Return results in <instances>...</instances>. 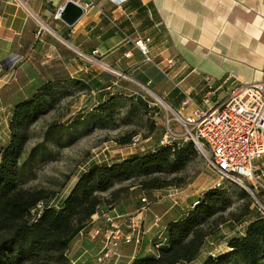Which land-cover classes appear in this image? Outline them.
<instances>
[{
    "label": "rangeland",
    "instance_id": "374dc122",
    "mask_svg": "<svg viewBox=\"0 0 264 264\" xmlns=\"http://www.w3.org/2000/svg\"><path fill=\"white\" fill-rule=\"evenodd\" d=\"M50 6V19L53 20L57 16V10ZM43 24L48 27L43 17H36L32 35L34 48L39 47L38 53L23 64L17 65L14 70H6L1 74L5 76L9 72L7 85L2 87L0 84V113L7 114L11 107L31 98L43 83L52 80L60 82L62 100L32 129L31 139L22 160V165L25 162L28 164L23 167L21 176L22 186L47 189L54 193L56 196L51 199V205L56 207V204L62 203L74 188L82 175L81 168L111 165L134 155L150 152L164 138L168 119L173 121L172 128L180 136L186 134V129L180 126L172 110L167 111L171 106L175 110L179 109L181 101L172 98L179 91L173 90L172 96L164 97L161 86L172 89L174 84L165 78L154 64L143 63L142 66L135 67L133 75H119L116 70L104 65L106 63L102 60L103 57H93L91 53L82 50L72 52L64 49L55 35L42 27ZM40 29L42 34H38ZM44 33L48 35L47 39L43 37ZM6 60L10 62L11 58ZM77 82L85 84V87H79ZM97 82L100 84L98 87ZM145 85L149 87V91L144 89ZM113 97L115 102L110 106L111 110L103 112L105 120L98 121L95 117L99 114L98 107ZM7 122L8 119L0 125V143L6 137ZM53 124L57 126L47 137L46 134ZM129 134L140 141L135 146H120L119 138ZM42 144L44 146H39ZM34 147L39 149L32 157L31 151ZM181 177L186 181L183 186L167 187L149 194L143 193L135 181L122 183L117 188H130L129 194L123 197L125 200L137 194L144 195L143 199L148 198L151 203L150 210L146 215L148 218L145 216L143 222L147 231L155 216L161 217L162 211L172 209L186 213L208 188L213 189L218 179L208 166L207 156L200 151L198 158L191 162ZM224 185L232 199L229 213L240 212L244 202L239 193L243 188L231 181H225ZM253 192L264 205V189L258 186ZM250 196L255 200V205L250 208L252 217L262 215L256 199L253 195ZM104 197L107 198L108 194ZM118 203L112 206L117 207ZM225 217L230 216L226 214ZM219 226V233L210 240L196 264H201L202 259H207L210 252L216 251L218 255H225L228 251L226 242L241 231L240 225L233 220ZM72 257L69 255L71 260L76 261Z\"/></svg>",
    "mask_w": 264,
    "mask_h": 264
},
{
    "label": "crops",
    "instance_id": "0c3cea01",
    "mask_svg": "<svg viewBox=\"0 0 264 264\" xmlns=\"http://www.w3.org/2000/svg\"><path fill=\"white\" fill-rule=\"evenodd\" d=\"M66 1L0 0V64L11 58L4 65V72L14 70L38 53L32 30L36 17H43L49 28L44 24L42 27L54 34L64 49L103 57L104 65L118 74L133 75L136 66L147 63L133 43L139 38L151 37L155 61L174 57L178 61L175 72L180 80L185 79L183 91L191 96L198 94L182 111L186 117L192 114L194 103H201L205 76L217 83L228 76H236L246 84L264 81V0H126L121 6L113 0H73L86 9L74 27H68L57 17L50 19V5L58 12ZM44 34L47 39L48 35ZM127 51H132V58H124ZM230 88L231 85H226V89ZM173 90L178 91L161 86L165 98L172 96ZM174 97L181 101L176 110L181 111L187 97L181 91ZM11 109L7 114L0 113V125L7 119L9 122ZM6 131L2 144L8 139V124ZM256 164L262 170L257 176L264 189V161ZM150 192L153 191L145 194ZM143 196L137 194L121 201L117 206L119 212H137L143 206ZM184 214L169 209L162 211L161 217L155 216L160 218V229L149 227L152 231L147 232L140 251L134 245H124V259L120 264H131L135 257L155 254V242L161 235L167 237L168 224L180 220ZM87 232L88 227L69 244L70 255L80 264H98L95 256L100 246L89 239Z\"/></svg>",
    "mask_w": 264,
    "mask_h": 264
},
{
    "label": "trees",
    "instance_id": "16d2710c",
    "mask_svg": "<svg viewBox=\"0 0 264 264\" xmlns=\"http://www.w3.org/2000/svg\"><path fill=\"white\" fill-rule=\"evenodd\" d=\"M60 85L53 80L43 83L31 98L11 109L8 139L0 143V264H80L69 258V244L85 231L101 206L116 205L129 194V187L118 185L135 181L144 192L181 187L186 183L181 175L199 156L190 141L173 147L157 145L155 151L122 162L89 167L62 203L45 208L39 218L33 216L32 210L41 201L49 204L56 195L47 189L22 186V170L28 164L22 165L23 155L32 129L61 102ZM77 85L85 87L80 82ZM114 102L115 97L98 107V121L105 120L103 112L110 111ZM56 126L51 125L47 137ZM133 137L122 136L118 144L128 147ZM38 149L33 148L32 157ZM239 195L244 202L240 212L229 213L232 199L228 190H206L196 206L193 203L180 220L168 224L167 237L155 242V254L135 257L131 264H193L217 236L219 225L230 220L248 222V226L226 242L225 255H208L203 264H264V217H252L250 208L255 200L245 189Z\"/></svg>",
    "mask_w": 264,
    "mask_h": 264
},
{
    "label": "built area",
    "instance_id": "2783aa9c",
    "mask_svg": "<svg viewBox=\"0 0 264 264\" xmlns=\"http://www.w3.org/2000/svg\"><path fill=\"white\" fill-rule=\"evenodd\" d=\"M125 1L113 0L119 6ZM62 9L58 10L57 18ZM151 43V37H142L133 44L143 55L145 62L154 64L157 70L174 84V88L187 97L181 111L173 110L172 107L167 108V111L170 109L176 114V120L186 129V134L184 136L177 134L172 128L173 121L168 119L165 135L158 144L159 147H173L175 143H179L178 141L182 143L193 141L197 150L207 156L208 166L218 178L213 188L224 189L225 181L237 183L253 195L259 204L258 210L264 217V205L258 201L253 192L261 185L257 174L262 170L256 162L264 161V81L246 84L240 82L236 76H228L217 83L214 78L205 76L201 103H194L192 114L183 116L184 108L188 107L189 102L193 103L198 94L191 96V93L183 91L182 84L185 79L180 80L178 72H175L178 61L174 57L155 61L152 57ZM132 57V51H127L124 55L125 59ZM4 69L5 66L0 64L2 86L7 85V75L1 76ZM226 85H231V88L226 89ZM139 141V138H134L130 145L135 146ZM156 147L152 151H155ZM88 168H81V173L85 174ZM141 202L143 206L135 214H122L112 205L101 206L97 215L88 223L89 239L100 246V251L95 256L98 264H119L123 258L124 245H134L135 250L140 251L147 232L159 228L160 218L156 217L152 229L145 230L144 217L150 210L151 203L148 198L142 199ZM198 203L196 201L193 205L196 206ZM47 207L53 205L41 201L31 213L39 218ZM100 221L102 223L98 225ZM239 225V229L243 232L248 222ZM162 237L161 235L159 240L162 241ZM209 255L215 257L216 251L210 252ZM193 264H196V261Z\"/></svg>",
    "mask_w": 264,
    "mask_h": 264
},
{
    "label": "water",
    "instance_id": "95a60500",
    "mask_svg": "<svg viewBox=\"0 0 264 264\" xmlns=\"http://www.w3.org/2000/svg\"><path fill=\"white\" fill-rule=\"evenodd\" d=\"M65 3L66 4L58 16V19H60L68 27H74L84 16L86 9L83 5L76 3L73 0H67ZM6 63L7 60L3 61L1 65L4 66ZM247 192L250 194L249 191Z\"/></svg>",
    "mask_w": 264,
    "mask_h": 264
},
{
    "label": "bare ground",
    "instance_id": "6f19581e",
    "mask_svg": "<svg viewBox=\"0 0 264 264\" xmlns=\"http://www.w3.org/2000/svg\"><path fill=\"white\" fill-rule=\"evenodd\" d=\"M144 89L147 90V91H149V87H147V85L144 86Z\"/></svg>",
    "mask_w": 264,
    "mask_h": 264
}]
</instances>
